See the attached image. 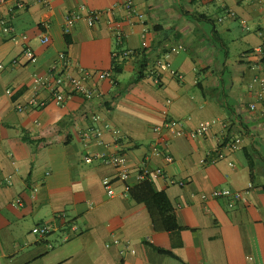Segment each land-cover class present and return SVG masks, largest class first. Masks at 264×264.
I'll return each instance as SVG.
<instances>
[{"label":"crops","instance_id":"1","mask_svg":"<svg viewBox=\"0 0 264 264\" xmlns=\"http://www.w3.org/2000/svg\"><path fill=\"white\" fill-rule=\"evenodd\" d=\"M17 1L0 0V19L18 34L9 39L0 27V264H264L263 103L250 108L257 101L253 80L264 70V0H135L141 19L115 10L128 33L120 44L107 14L94 26L80 20L65 32L67 13L81 5L107 10L119 0H22L23 7ZM226 9L236 15L220 21ZM241 20L255 24L254 30ZM237 28L245 31L239 38ZM44 35L48 43L41 41ZM237 43L240 51L232 57ZM26 47L36 59L26 56ZM121 47L135 54L114 58ZM61 52L74 72L78 66L111 70L115 59L123 71L90 82L97 89L92 98L74 94L62 105L19 110L36 93L49 100L33 77L60 66ZM142 60L145 75L136 80ZM169 119L186 130L217 122L192 138L154 129ZM106 123L121 130L120 140ZM77 126L103 129V143H94L93 152L125 154L134 170H163L153 184L167 193L181 231L157 230L146 204L124 195L114 165L98 157L85 161ZM236 138L242 146L233 150L229 142ZM219 153L223 157L210 163ZM105 178L113 181V196ZM249 184L254 188L247 200L233 208L224 199L202 198L217 187L245 190ZM18 197L21 206L12 204ZM47 222L55 225L49 235L32 232Z\"/></svg>","mask_w":264,"mask_h":264},{"label":"built area","instance_id":"2","mask_svg":"<svg viewBox=\"0 0 264 264\" xmlns=\"http://www.w3.org/2000/svg\"><path fill=\"white\" fill-rule=\"evenodd\" d=\"M5 2L7 0H1ZM51 0H42L45 4H49ZM18 6L23 7L25 5L24 1L18 0ZM118 7H122L126 12L127 16L131 18L136 16L142 18V13L139 12L135 5V0H119L107 10H92L88 9L85 5H81L76 11H71L65 15V32L69 33L72 26L75 22L84 20L89 26H94L98 23L105 14L108 15L106 20L108 27L111 29L113 35L118 40V43H122L124 39L128 36V33L124 30L121 20H117L115 15V10ZM236 14L232 9L225 10V16L220 17L219 20L223 21L225 17L231 16L234 17ZM241 23L245 29H250V26L247 25L245 20H241ZM0 27L2 32L12 40H18V34L16 32L15 26L5 18L0 19ZM260 35H264V31H259ZM25 38V37H23ZM43 43H48L50 41L49 35H44L41 39ZM259 51H264L263 46L260 47ZM25 54L31 59H36L34 51L30 47L25 48ZM135 54L134 50L128 48H117L113 52L114 58H125L130 57ZM60 66H52L49 69V72L46 75H36L33 77V82L36 87L40 89H45L49 92V100L44 98H39L37 93L26 103L18 105L19 110H24L26 108H43L49 103H54L56 105H62L65 101L74 94L81 95L85 98H92L96 93L97 89L94 88L90 82H100L101 80L114 78V72L111 70H97L91 69L83 66H78L76 72L71 71L72 63L70 57L66 52L59 53ZM163 60H158V65H163ZM1 67V66H0ZM176 73L175 71H173ZM156 82L159 83V77H156ZM257 85L256 89V102L250 104V108L255 110L258 108V102L263 103L262 113L264 115V70L261 74L255 76L252 86ZM8 93H11V90H8ZM94 120H98L99 116L94 115ZM217 122L216 119L206 120L201 122L195 129L186 130L182 127L181 122L175 119L166 120L163 125L155 126V130L160 133L163 128L169 130L176 137H197L203 136L210 132L212 126ZM105 128H108L114 135L116 141L121 139V130L111 125L110 123L104 124ZM76 133L84 141V146L87 148V153L84 157L85 161L91 162L95 158H100L105 163H110L115 166L117 170V177L120 181L125 183L124 195L128 196L131 185L134 183H141L144 181L153 182L154 179L158 177H164L162 169H150L149 167H143L139 170H134L129 166L128 159L125 154L120 153H96L91 150V147L94 143L102 144L103 143V129L100 127H88L83 128L81 126L76 127ZM230 148L233 150L240 149L242 146V140L240 138L233 139L229 142ZM154 151L158 152L159 149L157 146L154 147ZM223 157V154L219 153L212 155L210 158V163H215L219 158ZM166 159L172 161L173 157L167 155ZM233 165V163H231ZM172 183H178L181 186L185 185V181L171 179ZM104 186L107 190L109 196L115 194L113 188V181L110 178H105ZM254 188L253 184H249L245 190L233 189L230 187H217L213 189L210 193H204L202 195L203 199L215 198V199H224L229 208H233L237 202L246 201L247 193ZM15 206H21L23 200L21 197H18L12 203ZM68 228L71 231H77L78 227L74 223H69ZM55 230V225L47 222L37 224L32 228V232L38 236L44 237L49 235ZM69 236L65 237L67 240ZM114 243H120L119 239L114 240Z\"/></svg>","mask_w":264,"mask_h":264},{"label":"trees","instance_id":"3","mask_svg":"<svg viewBox=\"0 0 264 264\" xmlns=\"http://www.w3.org/2000/svg\"><path fill=\"white\" fill-rule=\"evenodd\" d=\"M122 67V62H119V60L115 59L113 62L112 71L114 74H120L123 71ZM145 69L146 62L145 60H142L140 66H138L136 80L141 79L145 75ZM248 161L251 171H253L250 158H248ZM129 195L136 202L146 204L150 211L154 226L157 230L167 232L181 231L182 227L178 223L177 214L171 200L164 190L155 189L153 182L144 181L141 183L132 184ZM154 249L161 254H167L174 258L180 259L170 249L159 246H154Z\"/></svg>","mask_w":264,"mask_h":264},{"label":"rangeland","instance_id":"4","mask_svg":"<svg viewBox=\"0 0 264 264\" xmlns=\"http://www.w3.org/2000/svg\"><path fill=\"white\" fill-rule=\"evenodd\" d=\"M250 25V27H251V29L252 30H254V28H255V24H253V23H251V24H249ZM244 32L245 31H243L241 28H237L236 29V32L234 33V34H236V37H240V35H242V34H244ZM233 37V36H232ZM233 39H234V37H233ZM231 48H232V51H231V56L233 57V55H234V52L235 53H237V52H239L240 51V46H239V43H237V44H233V46H231Z\"/></svg>","mask_w":264,"mask_h":264}]
</instances>
